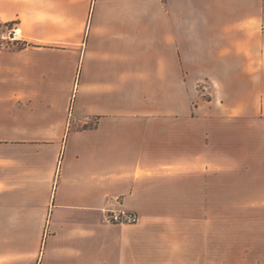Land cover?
I'll use <instances>...</instances> for the list:
<instances>
[{"label":"crops","instance_id":"1","mask_svg":"<svg viewBox=\"0 0 264 264\" xmlns=\"http://www.w3.org/2000/svg\"><path fill=\"white\" fill-rule=\"evenodd\" d=\"M0 22V264H264V0H0Z\"/></svg>","mask_w":264,"mask_h":264},{"label":"rangeland","instance_id":"2","mask_svg":"<svg viewBox=\"0 0 264 264\" xmlns=\"http://www.w3.org/2000/svg\"><path fill=\"white\" fill-rule=\"evenodd\" d=\"M13 28H17V25L13 24V23H3L0 22V40L5 39L3 36H6V40L8 41H20V37L21 35H18V38L14 37V29ZM16 33V31H15ZM16 35V34H15ZM16 44V43H14ZM17 47H21V42L17 43V45L15 46V48ZM214 82L210 79H206V80H198L196 81L194 88H195V93H198L202 99L204 100H212L213 99V89L216 87H214ZM19 101V102H18ZM20 100H17V102L15 101V104H20Z\"/></svg>","mask_w":264,"mask_h":264},{"label":"built area","instance_id":"3","mask_svg":"<svg viewBox=\"0 0 264 264\" xmlns=\"http://www.w3.org/2000/svg\"><path fill=\"white\" fill-rule=\"evenodd\" d=\"M15 37V30H14ZM138 214L134 211L119 207L107 212V220L116 224H135L138 222Z\"/></svg>","mask_w":264,"mask_h":264},{"label":"bare ground","instance_id":"4","mask_svg":"<svg viewBox=\"0 0 264 264\" xmlns=\"http://www.w3.org/2000/svg\"><path fill=\"white\" fill-rule=\"evenodd\" d=\"M15 37H17V36H15Z\"/></svg>","mask_w":264,"mask_h":264}]
</instances>
